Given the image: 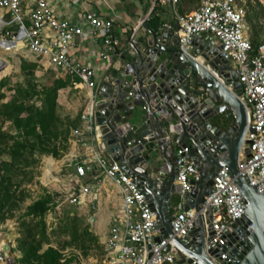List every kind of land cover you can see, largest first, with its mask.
<instances>
[{
	"label": "built area",
	"instance_id": "2783aa9c",
	"mask_svg": "<svg viewBox=\"0 0 264 264\" xmlns=\"http://www.w3.org/2000/svg\"><path fill=\"white\" fill-rule=\"evenodd\" d=\"M134 1L147 3L146 17L159 6L171 7L174 21L163 27L173 28L177 22L174 33L183 51H190L195 37L204 41L212 37L214 43L221 46L222 58L235 69L242 85L239 99L247 112L238 171L248 185L259 193L264 192V40L255 46L252 44L246 33L243 6L237 0H199L192 11L180 14L177 11L179 0ZM82 23L89 26L88 34ZM90 34L95 40L101 38L107 50H114L120 43V38L112 32V18L89 9L83 8L75 19H69L52 8L48 0H0V52L16 53L23 48L39 66L46 64L48 69L76 79L73 81L75 87L81 85L92 89L96 86L92 66L80 62L69 52L76 37L82 39ZM107 55L108 52L100 53L104 58ZM80 120L83 127L74 128L71 136L81 141L88 132L95 140L92 102L80 114ZM173 143L179 144L178 139H173ZM246 147L248 155L244 152ZM104 151L100 143L92 146L93 162L121 196V204L110 218L103 239L104 264H197L195 259L188 262L189 255L171 237L155 241L160 231L155 228V213L145 193L136 178L122 170ZM174 155L177 170L174 183L181 187V193L179 200L171 204V231L179 239L188 237L185 244L193 245L190 232L195 229L196 239L207 238L205 250H217L220 260H225L231 247L243 238L242 235L231 241L237 235L233 224L244 216L242 191L234 183L228 168L222 166L212 176L209 193L198 203V208H185V195L193 190L200 174L188 146L175 147ZM72 161L79 178L92 170L91 165ZM79 186V192L72 195L70 203L82 204L85 196L90 194L88 184Z\"/></svg>",
	"mask_w": 264,
	"mask_h": 264
},
{
	"label": "water",
	"instance_id": "95a60500",
	"mask_svg": "<svg viewBox=\"0 0 264 264\" xmlns=\"http://www.w3.org/2000/svg\"><path fill=\"white\" fill-rule=\"evenodd\" d=\"M143 26L149 37L142 42L130 39V51L120 54L113 65L115 74L108 73L90 94L95 140L107 157L136 178L145 193L160 231L155 241L171 237L189 255L188 262L195 259L197 264H264V192L248 185L237 167L247 112L239 99L242 85L235 69L222 58L221 46L212 37L207 41L195 37L186 52L174 33L176 21L173 28L162 31ZM139 105H145V112L134 110ZM226 112L233 117L230 124L221 118L216 124L210 122ZM174 137L179 144L173 143ZM178 146L189 147L200 174L185 195V208H198L222 166L242 191L244 216L237 221L240 227L233 224L237 235L231 241L243 238L225 260H220L219 251L205 250L207 238L196 239L195 229L190 232L193 245L185 244L188 237L179 239L171 231V195L181 193L174 183V148ZM244 152L248 155L249 149ZM2 249L0 258L7 246Z\"/></svg>",
	"mask_w": 264,
	"mask_h": 264
},
{
	"label": "rangeland",
	"instance_id": "374dc122",
	"mask_svg": "<svg viewBox=\"0 0 264 264\" xmlns=\"http://www.w3.org/2000/svg\"><path fill=\"white\" fill-rule=\"evenodd\" d=\"M237 1L245 10L246 33L251 42L254 39H264V0H259V3H256L255 0ZM196 4L197 1L195 0H185L184 11L189 12ZM0 56L6 58L8 62L0 67V73L3 75L1 78L5 77L7 82L3 89L6 95L4 100H7L11 93L7 89L18 82L23 83L26 79L20 70L21 60L32 61L33 58L29 57L25 49H19L16 53L0 52ZM53 77H66V75L50 68L43 70L36 67L33 80L38 85H48ZM34 102L38 104L39 100L34 98ZM57 103L59 115L73 120L84 110L83 90L75 87L74 83L69 81L66 87L58 91ZM225 119H227L225 124L228 125L232 122L233 117L230 114ZM1 122L0 120L4 129L9 128L8 122ZM220 125L222 126V124ZM71 138L74 137L71 136ZM60 160L51 155H39L33 164L25 170L26 174L32 176V179L30 181L24 180L20 189H24L28 196L25 197L24 201L19 202L18 206L10 213L9 218L0 221V253L4 251L2 245L7 246L6 256L0 258V264H20L19 259L22 257V252L19 248L18 239L22 236V221L26 219L23 211L28 203L46 191L53 195L54 203L44 218L48 241L42 244L40 252L45 250L47 246H52L60 251L61 261L65 264H104L103 239L105 234L100 233L97 226L95 229L94 221H92V226L91 217L100 211V205L93 198H96V195L105 194V187L101 184L107 183V179L92 160L84 163L91 165L92 170L82 178L75 175L74 166L63 167ZM84 183L88 184L91 190L90 194L85 196L82 204L70 203L72 195L78 193L79 185ZM178 200L179 195L173 193L170 199L171 204ZM103 210L105 208L102 209V215L106 214ZM86 229L90 236L84 237L82 232Z\"/></svg>",
	"mask_w": 264,
	"mask_h": 264
},
{
	"label": "trees",
	"instance_id": "16d2710c",
	"mask_svg": "<svg viewBox=\"0 0 264 264\" xmlns=\"http://www.w3.org/2000/svg\"><path fill=\"white\" fill-rule=\"evenodd\" d=\"M255 1L259 3V0ZM184 4L185 0L178 1V13H187ZM150 19L149 27L154 29L163 23L155 12ZM262 40L254 39L252 44L255 46ZM36 67L40 66L34 61L21 60L20 70L26 79L7 89L11 92L7 100H4L3 90L7 85L6 78H1L0 73V120L9 123L8 129L0 124V221L9 218L19 202L28 196L20 189L24 180L32 179L25 170L39 155L60 158L68 148L72 128L79 126L80 114L69 120L57 111L58 91L76 79L65 74L66 77H53L48 85H38L33 80ZM34 98L39 100L38 104ZM53 203V195L46 191L25 206L23 215L26 219L22 221V236L18 239L22 252L20 264H65L57 248L47 246L40 252L42 244L48 241L44 218ZM82 235L90 236L87 229Z\"/></svg>",
	"mask_w": 264,
	"mask_h": 264
},
{
	"label": "crops",
	"instance_id": "0c3cea01",
	"mask_svg": "<svg viewBox=\"0 0 264 264\" xmlns=\"http://www.w3.org/2000/svg\"><path fill=\"white\" fill-rule=\"evenodd\" d=\"M48 2L52 8L58 10L62 15H64V17L69 19H75L76 14L83 8L89 9L96 14L111 17L112 32L120 38V43L114 50H107L106 46L102 43L101 38H97V40H95L91 34L82 39L79 37L74 39V45L71 47L72 49H69V52L80 62L90 64L92 66L94 69V80L96 83V86L92 89L81 85L76 86L83 90L85 100L84 110L89 104L91 92L95 90L98 83L106 78L108 73L115 74L113 65H116L120 60V54L130 51V39L132 41L142 42L144 39L149 37L150 33L143 26L144 24H146L149 29H152V31H162V29H165L163 27L164 24L174 21V15L171 7L159 6L154 12L155 15L159 16L163 23L157 29L149 27L148 21L151 20L150 18L152 17L153 10L149 13V16L146 17V13L149 10L147 3L136 2L134 0H48ZM82 28L87 34L89 33V26L86 23H82ZM25 52L27 51L25 50ZM101 52H108L107 57H101ZM29 57L33 58L30 54ZM40 68L43 70L48 69L46 64L43 67L40 66ZM144 106L145 105L136 106L134 110L136 112L143 113L145 112ZM225 114H228V116L230 115L229 112H226L219 115L218 118H213L210 122L212 124L218 123L220 118L222 119V117H224L225 119ZM83 125V122L80 120L77 128H81ZM68 143L69 145L67 150L60 158H58L61 159L60 163L63 167L74 166L71 163L74 158L77 162H81L83 164L89 162L90 160L93 161L91 147L96 145L97 141L93 140L92 135L88 132L81 137V141H76L70 136ZM107 183L101 184L105 187V194L96 195V198H94L97 200V203L101 208L98 213L94 214L95 218L92 221H94L95 229L96 226L98 228V225L100 224L101 227L104 226V230L100 231L102 234H106L108 222L121 204V196L118 193L117 187L108 180ZM104 208L105 210H103V212L106 214L102 215V209Z\"/></svg>",
	"mask_w": 264,
	"mask_h": 264
},
{
	"label": "bare ground",
	"instance_id": "6f19581e",
	"mask_svg": "<svg viewBox=\"0 0 264 264\" xmlns=\"http://www.w3.org/2000/svg\"><path fill=\"white\" fill-rule=\"evenodd\" d=\"M7 63H8V62H7L6 58L0 56V67H1L2 65H6ZM93 220H94V218H93ZM99 221H100V220H99ZM100 222H101V221H100ZM103 225H105V224H103ZM98 228H99L98 230L101 231V230L104 229V226L101 227V224H100V225H98ZM4 256H6V254H5Z\"/></svg>",
	"mask_w": 264,
	"mask_h": 264
}]
</instances>
